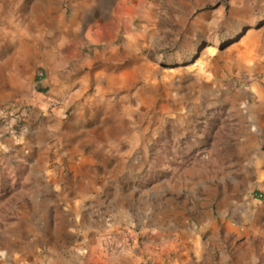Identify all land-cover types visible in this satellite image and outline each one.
Segmentation results:
<instances>
[{
    "label": "rangeland",
    "instance_id": "1",
    "mask_svg": "<svg viewBox=\"0 0 264 264\" xmlns=\"http://www.w3.org/2000/svg\"><path fill=\"white\" fill-rule=\"evenodd\" d=\"M38 77L70 149L0 145V264H264V0H0V82Z\"/></svg>",
    "mask_w": 264,
    "mask_h": 264
},
{
    "label": "crops",
    "instance_id": "2",
    "mask_svg": "<svg viewBox=\"0 0 264 264\" xmlns=\"http://www.w3.org/2000/svg\"><path fill=\"white\" fill-rule=\"evenodd\" d=\"M103 26L96 24L90 28L86 35V41L88 42H106L109 36L103 33ZM61 60L56 58L55 66H60ZM86 64V65H85ZM85 66H88V60L85 62ZM84 66V67H85ZM41 75L44 71L41 69ZM80 73L79 78L76 81H80L84 88L87 85L90 73L93 77H99L102 72L90 70ZM40 75V76H41ZM119 75V74H118ZM6 78H9L7 71ZM40 77L37 78V82H41L43 87L40 88L41 92L30 95V90H27V95L18 91L15 92V83L12 80H6L0 82V102L5 99H10L9 103L0 106V112L6 111L7 113L17 112L18 110H28V115L25 119V124L17 132V134H10L7 132L6 127L0 125V145H10L14 142L21 143L25 148L39 147V144L44 149L53 148L59 146L64 150L69 151V147L63 146L62 141L68 137L70 130L66 129L67 119H63L65 116L66 108L71 105L72 98L77 95L79 90L72 92V85L69 81H41ZM28 97L32 103L30 107L21 109V106L26 104L24 98ZM62 144V145H61ZM68 155L72 153L67 152ZM103 157H110V152H101ZM87 157V156H86Z\"/></svg>",
    "mask_w": 264,
    "mask_h": 264
},
{
    "label": "built area",
    "instance_id": "3",
    "mask_svg": "<svg viewBox=\"0 0 264 264\" xmlns=\"http://www.w3.org/2000/svg\"><path fill=\"white\" fill-rule=\"evenodd\" d=\"M41 75V72L39 73ZM24 116L22 110L17 112L7 113L6 111L0 112V123L6 127L7 132L10 134H17L21 129V117Z\"/></svg>",
    "mask_w": 264,
    "mask_h": 264
},
{
    "label": "bare ground",
    "instance_id": "4",
    "mask_svg": "<svg viewBox=\"0 0 264 264\" xmlns=\"http://www.w3.org/2000/svg\"><path fill=\"white\" fill-rule=\"evenodd\" d=\"M209 49V47H204L202 50H201V53L200 54H203V53H205V52H207V50Z\"/></svg>",
    "mask_w": 264,
    "mask_h": 264
}]
</instances>
